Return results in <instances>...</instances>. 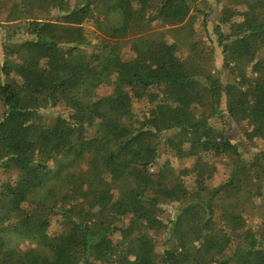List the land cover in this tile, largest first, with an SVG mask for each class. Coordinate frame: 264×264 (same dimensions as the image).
<instances>
[{"label": "trees", "instance_id": "16d2710c", "mask_svg": "<svg viewBox=\"0 0 264 264\" xmlns=\"http://www.w3.org/2000/svg\"><path fill=\"white\" fill-rule=\"evenodd\" d=\"M216 4L0 0V264H264V0Z\"/></svg>", "mask_w": 264, "mask_h": 264}, {"label": "rangeland", "instance_id": "374dc122", "mask_svg": "<svg viewBox=\"0 0 264 264\" xmlns=\"http://www.w3.org/2000/svg\"><path fill=\"white\" fill-rule=\"evenodd\" d=\"M201 7L207 11H210L211 14L209 15V28L215 32V27L217 24V14L218 11L221 9V5H217L216 4V0H201ZM214 9V10H213ZM198 25L197 22H195V19L193 18V16L191 15L190 17L187 18L186 22L180 25H176V26H163V27H155V26H151V31L155 33L157 39L159 40H165L168 41L169 43H176L179 44L183 47H188V40L187 37L184 33V29L186 28H192L193 26ZM88 51H91V48H88ZM217 53L215 55H212L207 58L204 59V64L208 67V68H214L215 63L213 62V60L216 58V61L219 62V60H221V54L219 52V50H216ZM2 53V52H0ZM1 55V54H0ZM104 91H100V93H103ZM249 151H254L253 149H251L253 146H259L260 148H264V142H256V139H251L249 141ZM167 156V154L165 152L161 153V156L159 158L160 163L164 161V158ZM176 165L179 164H183V162H179L178 160H174ZM159 165V164H158ZM158 165L156 164L154 166V170H156L158 168ZM226 175L223 174V172L219 173V175L216 178V182H219L222 178H224ZM6 177L5 173L0 172V181H2L4 178ZM173 203H169L165 205L166 208V217L167 220L170 219L173 214H174V209H173ZM159 234V233H158ZM159 237H162V235H160ZM163 240V238L161 239ZM28 243H25V246H28ZM164 244L161 245V243L159 244V250L161 251L164 248Z\"/></svg>", "mask_w": 264, "mask_h": 264}]
</instances>
